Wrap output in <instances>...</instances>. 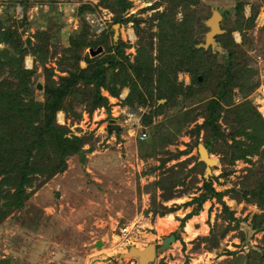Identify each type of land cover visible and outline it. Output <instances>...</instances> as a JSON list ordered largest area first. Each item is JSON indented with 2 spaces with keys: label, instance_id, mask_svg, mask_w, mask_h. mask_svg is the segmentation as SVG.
Returning <instances> with one entry per match:
<instances>
[{
  "label": "rangeland",
  "instance_id": "rangeland-1",
  "mask_svg": "<svg viewBox=\"0 0 264 264\" xmlns=\"http://www.w3.org/2000/svg\"><path fill=\"white\" fill-rule=\"evenodd\" d=\"M174 1L123 0L126 8L121 11L116 0H0V31L10 27L19 35L11 42L0 35L1 68L9 75L7 64H16L11 56L20 57L15 46L27 50L22 67L29 70L31 93L42 100L43 68H51L56 79L77 72V63L79 68L86 67V57L93 65L114 54L115 50L110 52L107 47L117 44L134 66L139 51L141 61L150 59L149 73L127 67L140 91L145 90L143 83L152 81L155 102L160 57L188 41L184 32L171 42L161 32L167 28H163L160 15ZM240 1L238 10V0H197L190 7L206 27L212 11L232 10L226 23L233 28L234 42L241 45L236 48L237 56L250 66L247 83L259 84L256 91L264 85V7L260 0ZM174 15L176 23L183 26L184 13L178 10ZM237 19L240 30L234 28ZM186 27L195 28L193 23ZM208 30L196 37V46L204 43ZM98 46L102 51L92 55L89 49ZM210 48L223 59L221 46ZM191 77V72L179 71L176 83L193 85ZM197 78L203 80L202 74ZM131 88L117 84L119 93L113 96L101 86L106 105L90 109L87 103H75L69 114L57 111L56 122L67 126L70 135H84L87 143L82 153L67 159L64 171L45 179L41 186H37L42 180L39 175L33 179L32 185L26 186L29 197L0 218V264L3 258H8L9 264H138L136 256L125 255L131 247L143 249L154 244L158 248L170 234L175 241L162 251L157 249L148 264H264V138L253 139L264 130L255 127L258 119L246 121L235 116L227 122L223 109L218 119L227 144L211 141L209 154L217 162L208 172L197 150V144L204 143L207 136L205 129L196 132L204 118L183 123L177 134L173 130L159 137V125L173 111L161 112L147 96L145 104L128 99ZM202 88L204 98L214 88L213 80L209 77ZM237 92L236 101L250 95ZM195 104L187 103L183 110ZM130 116L132 123L126 121ZM112 124L119 131L109 130ZM143 131L146 136L141 141L138 135ZM238 147V153L247 154L237 157ZM37 154L33 151L32 158ZM3 176L0 171V179ZM205 183L220 195L207 198L199 207L195 198L206 191ZM7 194L0 191V212L12 201Z\"/></svg>",
  "mask_w": 264,
  "mask_h": 264
},
{
  "label": "trees",
  "instance_id": "trees-1",
  "mask_svg": "<svg viewBox=\"0 0 264 264\" xmlns=\"http://www.w3.org/2000/svg\"><path fill=\"white\" fill-rule=\"evenodd\" d=\"M116 1L120 3V10L123 11L126 4L122 2L123 0ZM260 2L264 7V0H260ZM196 3L197 0H188L185 3L176 0L167 7L166 12L164 11L160 15L162 16L161 23L165 24L163 28H167H162L161 31L162 34L166 33V41L171 42L172 38L183 36V32L187 34L186 40L188 41L180 46L178 50L171 53L165 52L169 53L167 57H160L157 71L161 74V78L156 88L157 100L155 102H153L152 81H149L147 85L143 83L145 90L140 91L138 89L139 84L131 79L127 67L129 65L135 72H142L146 69L145 71L149 73L151 68L150 59L144 57L145 61H141L139 57H141L142 52L139 51L136 56L137 65L134 66L128 63L127 55L123 54V50L117 47V44H110L107 47L110 52L115 50L114 54L111 53L103 58L101 57L93 65L88 64L91 63V58L86 57L88 62L86 67L79 68V63H77V72L70 71L66 75H59L56 79L51 76V68H43L45 70V82L42 100L36 99L28 87L30 73L29 70L22 67L23 56L27 50L20 47V45L15 46L20 57L11 56L16 64L14 66L11 65V62L7 64L9 75L4 74V69L1 68L2 62L0 61V76L3 75L0 77V167L3 168H0V171L4 174V178L0 179V191L3 189L8 193L6 196L13 197L12 201L6 203L8 207L0 212L1 219L11 211V208L21 206L23 201L29 197L26 186L32 185L33 179H39L37 177L39 175L42 180L39 181L37 186H41L45 179L65 170L67 159L70 156L82 153L83 145L87 143L88 138L84 135L80 137L74 134L70 135L67 126L56 122L57 111L62 110L69 114L71 112L70 108L75 103H87L90 109L106 105L107 98L99 91L101 86H105L111 95L117 96L119 89H116V85L129 84L132 87V92L128 99L143 104L149 99L161 112L166 114L168 111H173L169 112L165 121L159 125V137L168 135L173 130L176 131L173 134H177L183 123L202 116L204 118L203 123L198 125L196 132H199V128L207 131L203 144L209 153L212 152L211 141L215 140L227 144L225 132L218 119L222 116L223 109H225V120L227 122H232L235 116L243 117L246 121H255L256 118L258 123L255 127L264 128V118L254 105V97L252 96L259 84L258 82L247 83V78L248 82L250 79L248 77L250 76L248 73L251 71L249 70L250 66L237 56L239 54L236 48L241 45L234 42L232 37L233 28L228 27L226 23L230 14H232V10L219 11L222 15L220 27L225 29L224 33L214 37L217 45L225 50L222 55L223 59L219 60L218 54L214 53L210 47L204 49L196 46L198 39L196 37H199L202 32L208 29L204 22L200 21L195 9L190 7V4ZM179 4H181V8ZM241 7L242 1L238 0L235 9L238 10ZM178 10L184 13V23H193L195 28H187L188 24L184 27V23L183 26L176 23L174 14ZM234 28L241 29V23H238V19ZM0 35L2 40L10 42L17 40L19 37L17 31L12 30L10 27H7L4 32L0 31ZM102 39L107 40L106 37ZM120 44L123 43L120 42ZM120 57L125 62L121 63ZM74 60L77 62L80 60V56ZM182 70L191 72V84L193 82V85L182 86V84L176 83L177 73ZM199 73L203 76L201 81L197 78ZM137 75L138 79L141 78L139 73ZM209 77L214 82V88L203 98V93L200 91L203 90L204 82L206 83ZM235 90L238 91L237 93H243L246 96L250 94L251 96H244L242 99L240 97L238 100L241 99V101L237 100L238 103H235ZM198 92L201 94L199 95ZM206 97H209V99H205ZM160 99H165V101L157 104ZM187 103L198 104H195L193 108L183 110ZM175 108L177 109L175 110ZM260 135L262 140L264 130L253 139L257 141ZM230 137L231 135L228 136V138ZM230 146L231 148L235 147L233 144ZM44 147L50 149L42 152L41 150ZM35 150L38 154L33 159L32 152ZM239 151L240 148L238 147L235 151L237 157L247 154V152L242 151L238 153ZM16 156L20 157L19 162L16 160ZM4 184L13 187V191L6 186L3 188ZM205 188L206 191L195 198L199 207L207 198L220 195L207 183H205Z\"/></svg>",
  "mask_w": 264,
  "mask_h": 264
},
{
  "label": "water",
  "instance_id": "water-1",
  "mask_svg": "<svg viewBox=\"0 0 264 264\" xmlns=\"http://www.w3.org/2000/svg\"><path fill=\"white\" fill-rule=\"evenodd\" d=\"M221 19H222V15L220 14L218 10L212 11L210 17L205 22L206 25L209 27V30L205 34L204 43L198 44L197 47H202L204 49H207L209 47H215L217 43L214 37L224 32V30L220 27ZM89 50H91L92 55H96L102 51V47L98 46L95 50L94 49H89ZM38 88L41 89L40 84H38ZM112 129L119 131V127L116 124H112L110 126L109 130H112ZM197 150H198L200 159L205 162L206 170L209 172L210 167L217 162L216 159L210 157V154L203 143L197 144ZM173 241H175V236L173 234H170L163 238L162 244L158 248L154 244H149L143 249L131 247L128 253L125 255L136 256L138 258V264H148L150 261H152L155 258L157 249L159 251H162L165 248L169 247L170 243ZM1 264H9V259L3 258L1 261Z\"/></svg>",
  "mask_w": 264,
  "mask_h": 264
},
{
  "label": "built area",
  "instance_id": "built-area-1",
  "mask_svg": "<svg viewBox=\"0 0 264 264\" xmlns=\"http://www.w3.org/2000/svg\"><path fill=\"white\" fill-rule=\"evenodd\" d=\"M254 97V105L257 107L258 111L260 112L261 116L264 118V85L260 86L253 94ZM113 116H116L112 113ZM130 123L133 122L132 117L130 116L126 121ZM133 130V129H132ZM129 133V132H128ZM146 133L143 131L138 135L139 139H145ZM125 232V229H123Z\"/></svg>",
  "mask_w": 264,
  "mask_h": 264
},
{
  "label": "crops",
  "instance_id": "crops-1",
  "mask_svg": "<svg viewBox=\"0 0 264 264\" xmlns=\"http://www.w3.org/2000/svg\"><path fill=\"white\" fill-rule=\"evenodd\" d=\"M139 140H142V139H139Z\"/></svg>",
  "mask_w": 264,
  "mask_h": 264
}]
</instances>
